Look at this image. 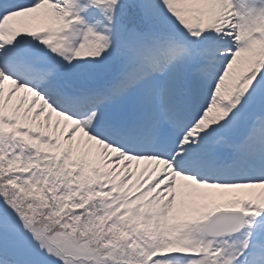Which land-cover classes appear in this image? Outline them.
<instances>
[{"label": "snow or ice", "instance_id": "6c2138e0", "mask_svg": "<svg viewBox=\"0 0 264 264\" xmlns=\"http://www.w3.org/2000/svg\"><path fill=\"white\" fill-rule=\"evenodd\" d=\"M0 264H264V0H0Z\"/></svg>", "mask_w": 264, "mask_h": 264}]
</instances>
